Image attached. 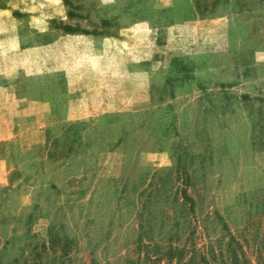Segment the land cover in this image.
<instances>
[{
	"label": "rangeland",
	"instance_id": "obj_1",
	"mask_svg": "<svg viewBox=\"0 0 264 264\" xmlns=\"http://www.w3.org/2000/svg\"><path fill=\"white\" fill-rule=\"evenodd\" d=\"M11 237L2 264H264V0H0Z\"/></svg>",
	"mask_w": 264,
	"mask_h": 264
},
{
	"label": "trees",
	"instance_id": "obj_2",
	"mask_svg": "<svg viewBox=\"0 0 264 264\" xmlns=\"http://www.w3.org/2000/svg\"><path fill=\"white\" fill-rule=\"evenodd\" d=\"M180 66V70L182 72H186L185 70V67L183 64H179ZM263 101V100H262ZM184 199L186 201H190L189 198H187L186 194L184 193ZM50 233V232H49ZM15 237H11V238H6L4 244L2 247H0V264H2V259H3V256L4 254L7 252L8 250V247L7 245L8 244H12L14 242V239ZM56 243H59V241H57ZM52 245H54V237L51 238V247ZM44 247V250L46 249L45 248V245H43ZM66 249H68L69 245L67 244L66 246ZM66 252V251H65ZM149 255V254H148ZM157 255V254H156ZM164 257L160 256V258H158L157 260L156 259H153V257L151 256H146L145 257V260H144V263L143 264H155L156 262H160V260H162L161 258H164L167 260L168 264H170L174 259L177 260V263L178 264H191L192 263V260L188 261V262H184L183 261V256H184V250H178L176 248H169L168 251L163 254ZM155 258V257H154ZM183 261V262H182ZM9 264H29L28 261H23L22 263L19 262V260H15ZM32 264H41V262H34Z\"/></svg>",
	"mask_w": 264,
	"mask_h": 264
},
{
	"label": "crops",
	"instance_id": "obj_3",
	"mask_svg": "<svg viewBox=\"0 0 264 264\" xmlns=\"http://www.w3.org/2000/svg\"><path fill=\"white\" fill-rule=\"evenodd\" d=\"M103 93H104V90H101V92L98 94V98H101V97H103L102 95H103ZM95 95H96V93H95ZM73 113H74V111H73Z\"/></svg>",
	"mask_w": 264,
	"mask_h": 264
}]
</instances>
